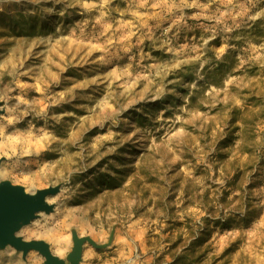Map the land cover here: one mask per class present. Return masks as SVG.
I'll return each mask as SVG.
<instances>
[{
    "label": "rangeland",
    "instance_id": "obj_1",
    "mask_svg": "<svg viewBox=\"0 0 264 264\" xmlns=\"http://www.w3.org/2000/svg\"><path fill=\"white\" fill-rule=\"evenodd\" d=\"M0 111V182L58 187L25 240L264 264V0H0Z\"/></svg>",
    "mask_w": 264,
    "mask_h": 264
},
{
    "label": "water",
    "instance_id": "obj_2",
    "mask_svg": "<svg viewBox=\"0 0 264 264\" xmlns=\"http://www.w3.org/2000/svg\"><path fill=\"white\" fill-rule=\"evenodd\" d=\"M57 192L58 187L27 192L21 185H14L9 181L0 182V248L12 246L24 255L30 250H37L45 258V264H80L83 244L88 241L95 245L90 237L74 236V246L68 255L67 263L53 254L45 241L25 240L17 235L19 230L36 219L39 213L52 211L53 206L48 203V198Z\"/></svg>",
    "mask_w": 264,
    "mask_h": 264
},
{
    "label": "bare ground",
    "instance_id": "obj_3",
    "mask_svg": "<svg viewBox=\"0 0 264 264\" xmlns=\"http://www.w3.org/2000/svg\"><path fill=\"white\" fill-rule=\"evenodd\" d=\"M53 241H54V243L56 245V248H57L56 251L59 252V253H62L63 250H64L63 242L60 240L59 237H54Z\"/></svg>",
    "mask_w": 264,
    "mask_h": 264
},
{
    "label": "trees",
    "instance_id": "obj_4",
    "mask_svg": "<svg viewBox=\"0 0 264 264\" xmlns=\"http://www.w3.org/2000/svg\"><path fill=\"white\" fill-rule=\"evenodd\" d=\"M179 260H181V258H178V260L176 259L174 263H177Z\"/></svg>",
    "mask_w": 264,
    "mask_h": 264
}]
</instances>
